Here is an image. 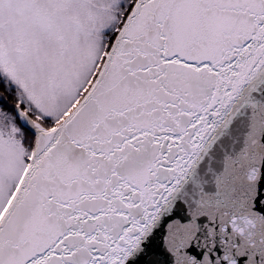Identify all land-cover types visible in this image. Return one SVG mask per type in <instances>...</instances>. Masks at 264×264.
Wrapping results in <instances>:
<instances>
[{
	"label": "snow or ice",
	"instance_id": "snow-or-ice-1",
	"mask_svg": "<svg viewBox=\"0 0 264 264\" xmlns=\"http://www.w3.org/2000/svg\"><path fill=\"white\" fill-rule=\"evenodd\" d=\"M0 264H264V0H0Z\"/></svg>",
	"mask_w": 264,
	"mask_h": 264
}]
</instances>
